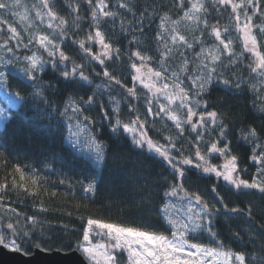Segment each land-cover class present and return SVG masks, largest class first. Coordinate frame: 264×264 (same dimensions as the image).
<instances>
[{
	"label": "trees",
	"instance_id": "obj_1",
	"mask_svg": "<svg viewBox=\"0 0 264 264\" xmlns=\"http://www.w3.org/2000/svg\"><path fill=\"white\" fill-rule=\"evenodd\" d=\"M36 1L22 0V3L33 5ZM95 2L93 0V5ZM121 2L128 3L131 11L120 8ZM202 2L205 10L193 22L183 19V13L190 9V0H183V5L180 0H107V10L113 11L115 18L100 17L99 26L105 34L106 43L112 44L111 60L102 57L105 63L100 65L81 50L78 43L65 39L61 44V49L70 57L65 63L69 68L83 65L82 70L93 82L91 85L78 78L74 82L65 80L60 74L64 65L53 69L51 64H46L44 72L40 74L42 89L39 92H31L28 82L14 87L21 94L22 101L18 107L11 106L10 118L0 127V184L8 186L0 193V197H3L0 199V232L6 241L9 237L15 238L21 245V252L27 255L37 247L47 251H71L83 243L88 218L170 236L171 229L167 219L161 215V209L165 204H181L182 200L178 197L165 198L163 192L169 190L166 185L182 183L190 193L201 195L210 207L219 209L213 218V231L217 236L212 238L207 232L198 233L195 238H190V243L258 257V264L264 261V192L257 188L235 190L220 177L190 166H183L184 178L174 180V173L162 158L146 148H137L131 135L122 129L114 133L109 122H114L113 110L117 107L122 123H128L138 115L146 121L145 128L154 141L166 144L165 137L171 136L178 147L183 145L181 150L184 155L191 156L195 162L196 133H191L190 127L185 126L184 139H181L172 121L155 117L158 98L152 99L154 113L150 116L147 113V100L151 93L142 85L136 84V97L128 94L127 88L133 86L132 76L135 75L131 64H139L137 58L129 57L132 52L140 50L142 54L153 57L145 63L154 70H160L158 61L165 48L163 42L157 44L156 37L158 32H164L168 48L171 49L164 67L168 73L175 71L184 84H189L185 77L195 76L199 65H202L203 54L219 47L221 59L216 62L219 75L199 97L192 92L190 96L193 100L200 99L202 103H207L206 109L198 111L217 113V122L224 126L231 149L228 155L237 156L239 178L249 183L260 180L264 184V168L251 159L253 154L259 155L264 149V76L251 70L255 63L243 47L230 6H220L218 3L214 6L211 0ZM234 2L239 3L240 0ZM260 3L264 6V0H260ZM51 7L58 13L55 24L59 18L68 21L64 27L72 41L84 40L85 47H90L93 55L100 54V46L87 40L90 33L94 35L96 21L91 15L93 7H89L86 0H52ZM251 11L249 9V14ZM162 19L165 20L164 29L159 27ZM177 20L180 23L174 26L173 21ZM1 23L0 41L3 35L8 36V24ZM253 23H260L258 17H254ZM174 27L193 45L191 49L172 44L170 36ZM44 28L51 30L47 24ZM213 28L221 30L222 38L231 40L233 56L229 57L216 41ZM53 33L59 43L58 32ZM255 34L259 50L264 52V33L256 28ZM35 36L39 34L35 32ZM201 48L206 51L201 52ZM44 59L47 61L51 58L46 55ZM185 60L188 61L187 72L184 71ZM104 69L121 83L116 84L114 80L104 77ZM224 79L229 80L228 86L222 83ZM237 83L240 84L239 88L236 87ZM157 84L159 86V81ZM97 85H101L99 90ZM41 92L42 95L39 94ZM93 93V99L99 97V102L83 112L93 121V126L90 127L82 117L79 119L89 133L103 143V163H98L91 153L85 154L70 144L67 133L76 120L69 119L72 116L70 108L66 115L61 114L72 102L79 104L80 97L87 99ZM159 102L166 103L162 98H159ZM105 111L109 113L107 118ZM178 114L183 116L182 112ZM154 119L156 123L152 127ZM219 130V127L213 130L210 126L208 131L203 132L204 140L200 141L202 155L207 154L212 142L219 140L218 147L224 146V140L218 136ZM253 130L255 136L252 135ZM222 158L208 156L209 162L216 166ZM17 165L29 174L35 169L39 174L37 184L33 185L27 177L20 181L19 173L15 171ZM13 178L17 182L16 187H13ZM89 183L95 185L94 192L84 190ZM212 187L224 198L223 203L211 192ZM223 204L239 211L226 212ZM32 218H35V223ZM8 223H13L16 228L15 237L7 229ZM116 260L121 263L127 258L121 252L116 254ZM247 264L255 263L247 261Z\"/></svg>",
	"mask_w": 264,
	"mask_h": 264
},
{
	"label": "snow or ice",
	"instance_id": "obj_2",
	"mask_svg": "<svg viewBox=\"0 0 264 264\" xmlns=\"http://www.w3.org/2000/svg\"><path fill=\"white\" fill-rule=\"evenodd\" d=\"M180 2L181 5H183V0H180ZM211 2L214 6L217 3L220 6H230L231 11L234 14L237 31L240 33L243 41V47L254 57L255 67L251 70L253 72H259L260 76H264V52L259 50L257 35L255 34L256 28H259V31L264 33V6L261 5L260 0H240L239 3L234 2V0H211ZM86 3L89 7H93L91 15L96 21L94 35L90 33L87 36V40L100 46V54L93 55L91 48L85 47L84 40L72 41L71 37L67 36L64 27L68 24L67 20L59 18L58 23L55 25L53 24V21H56L58 18V13L49 6V0H42V7L46 9L44 15H46L48 19L47 27L58 32L59 43L55 38L50 37L49 35H39L32 36L29 39V42L25 44L23 43L24 38L17 29L11 24L7 26V31L10 33L9 40L15 42V48L18 49L22 47L28 49L32 44V41H35L36 44L47 52L48 57L51 58L50 60L45 61L41 56L36 55L35 53L25 56L24 59H26L30 65L26 70L29 80L36 81L38 79L37 74L44 72L46 64H51L53 69H59L60 65H64L63 70H60V74L65 80L74 82L78 78L86 84L91 85L93 83L89 76L82 70L84 67L83 65H76L69 68L65 63L70 59V57L65 54V51L61 49V44L64 43L65 39H68L70 43H78L79 48L85 53H88L91 56V59L97 61L100 65H104L105 63V60L102 57H107L109 60L112 59V44L106 43L105 34L99 26V20L100 17L114 19L115 13L107 10V0H96L95 5H93V0H86ZM119 7L131 11L128 3L121 2L119 3ZM9 8L10 5L7 3V0H0V10L7 11ZM249 9L252 10L251 14H249ZM202 10H205V5L202 0H190V9L183 13V19L195 22L198 20L199 14ZM36 15L43 20L44 17L41 16L40 12H37ZM254 17H258L260 23L254 24ZM4 23H6V21ZM164 23L165 20L162 19L159 25L161 29H164ZM179 23V20L173 21L174 26ZM205 24H207V21H205ZM142 30L143 24H141V31ZM212 34L227 55L229 57L233 56L231 40L222 38L221 30L219 28H213ZM132 39L135 40V37ZM156 39L157 44L159 45L163 42L165 48L164 53L161 54V58L158 61L160 70H154L152 67L146 65L145 62L151 60L153 58L152 56L142 54L140 50L132 52L129 59L137 58L139 64L136 62L131 64V68L135 71V75L132 76L133 86L127 88V92L131 97H136L137 83L148 89L151 93V97L147 100V113L150 116L153 115L154 110L152 99L158 98L154 116L160 117L161 119L167 118L172 121L175 128L178 130L181 139H184L183 134L185 126H189L191 133H196V148L194 152L196 160L194 162V159L191 156H185L184 151L181 150L183 145L178 147L177 142L173 140L171 136L165 137L167 141L166 144H160L154 141L148 135V129L145 128L146 121L141 120L140 116L137 115L135 119H132L128 123H122L119 118L118 107L113 110L115 115L114 122L111 120L109 121L112 124L111 130L114 133H118L122 129L123 132L131 135L132 141L137 148H146L150 153L162 158L174 173V180L185 177V169L183 166H194L197 169H202L206 174H214L217 177H222L224 181L233 185L236 189L257 188L261 192H264V184L255 180L249 183L248 180L239 179V174L237 173V156L228 155L231 149L229 147V142L227 141L224 126L217 122V113L215 111H198V109H206L207 103H202L200 99L193 100L190 96V92H192L193 95L199 97L207 90L208 86L213 84L216 76L219 75L216 62L221 59L218 54L220 48L218 47L215 50L217 54H213L209 51L208 55L211 57V65H199L201 71L196 74L194 78L192 76H186L185 79H188L190 83L184 84V81L178 77L175 71L168 73L167 69L164 67L165 58L171 51V49L168 48L164 32H158ZM170 40L173 45L179 44L186 49H191L193 47V45L186 40L184 35H180L175 31V27L173 28ZM4 48L8 53L14 54V48L8 47L7 42L4 44ZM116 51L118 52V49ZM204 51L206 50L201 48V52ZM197 55H200V53H197ZM12 63L13 61L9 59L7 63H4L3 66L0 67V83L7 85V73L5 69L12 65ZM187 65L188 61L185 60V72H187ZM97 75H99V73H97ZM103 76L108 77L110 80H114L116 84L121 83V81L114 76H110L107 69L103 70ZM169 80L171 83H169ZM157 81H159V86ZM222 83L228 86L230 82L229 80L224 79ZM96 87L97 90H99L101 85H97ZM105 87H110V85H106ZM236 87L239 88L240 84L237 83ZM39 94L42 95L43 93L41 92ZM16 95L22 99V97L19 96V93ZM94 96L95 93L89 95L87 99L80 97L79 104L72 102L68 107H65L64 113L61 114L66 115L70 108L72 116H70L69 119H75L76 125L79 127L81 122L79 117H82L84 121L90 120L88 116L83 115L85 109L82 105L90 107L93 103L99 102V97L94 100ZM159 98H162L166 103L159 102ZM181 112L183 113V116L178 114ZM0 114H4L3 110H0ZM104 116L107 118L109 113L105 111ZM155 123L156 121L154 119L152 127H155ZM210 126L213 130H215L216 127H219L220 130L218 136L224 140V146L218 147V144L220 143L219 140L212 142L207 150V154L202 155L200 141L204 140L203 132L208 131ZM255 134V130H253L252 135L255 136ZM90 147L94 149L96 161L98 163H103L105 159V148L103 143L99 142L94 135L91 136ZM173 151H175V155H173ZM213 154L225 158L226 162L223 165V170H220L216 165L209 162L208 156ZM251 159L254 163L260 165L261 168H264V149H261L259 155L253 154ZM200 161L203 163H200ZM15 171L19 173L20 181H24L27 177L33 185L37 184L39 174L35 169H32L31 174H29L26 173L20 165H17ZM234 173H237L235 178L233 176ZM12 184L13 187L17 186L15 178H13ZM7 187V184H0V193H3ZM166 187L169 190L163 192V197H178L182 201H187V211L184 213L182 219L169 217V204H165L161 209V215L167 218V223L171 229V235L169 236L154 231L140 230L136 227L105 222L100 219L88 218L87 226L82 237L84 243L80 245V250L91 264H117L116 256H114L111 251H99L98 248L100 246L91 243L90 237L93 234L99 233H105L110 240L113 241L111 249L126 253L128 264H233V255L236 264H246V257L243 253L233 254L231 251L225 252L222 249L215 247H205L197 243H190V238H195L198 233L207 232L212 238L217 236V233L213 231V218L219 212V209L210 207L201 195L190 193L184 188L182 183L170 184L166 185ZM84 190L87 192H94L95 185L89 183ZM211 192L215 194L218 201L223 203L224 198L216 191L215 187L211 188ZM53 195H55V193H53ZM0 199H3V197H0ZM172 207H174V205H172ZM223 208L229 213H237L239 211L237 208L229 209L227 204H223ZM12 211L15 212V209H12ZM32 219L33 223H35V218ZM6 227L8 230H11L14 237L17 235L13 223H8ZM24 235L26 236L27 233ZM0 246L8 248L10 251H23L21 245L17 243L15 238L6 241L3 234H0ZM262 264H264V261H262Z\"/></svg>",
	"mask_w": 264,
	"mask_h": 264
},
{
	"label": "rangeland",
	"instance_id": "obj_3",
	"mask_svg": "<svg viewBox=\"0 0 264 264\" xmlns=\"http://www.w3.org/2000/svg\"><path fill=\"white\" fill-rule=\"evenodd\" d=\"M51 2L52 0H49L50 7H51ZM7 3L10 5V8L7 11L0 10V22H2L1 25L11 24L13 27H15L17 31L21 34V36L24 38L23 43L27 44L29 42V39L32 36H35V32L39 35H49L50 37L55 38L56 34L53 33L54 30L51 29L50 31H47L44 28V25L48 24V19H47V16L44 15L46 12V9L42 7V0L36 1L35 3H33V5L23 4L22 0H7ZM37 12L41 13V16L44 17L43 20L37 17L36 15ZM5 21L6 23H4ZM53 24L55 25V21H53ZM9 35L10 33H8V36H5V37L3 35L2 41H0V67H2L4 63H7L9 59L13 61L12 65H10L7 69H5L7 73V85L4 83H0V110H3V113H4V114H0V127H2L5 121H7L10 118L9 115H11L12 113L11 106L18 107L19 106L18 104H20L22 101V99L16 95L17 93H19V91L14 90L15 86L20 85L23 82L24 84L25 83L27 84L28 82L31 92L33 90L35 92H39L40 89H42L40 88V82H39L41 73L37 74L38 79L36 81H32L28 79L26 70L30 67V65H29V62L26 59H24V57L35 53L36 55H39L44 59V56L47 55V52L43 48H41L38 44H36L35 41L25 51L22 50L24 49L22 47L18 49L15 48V42L13 41V44H11L12 41L9 42ZM6 42H7L8 47L14 48V54L8 53L6 51V49L4 48V44ZM37 45H38V48H37ZM215 50H213L212 52L213 54H217ZM203 55H204V59H201L202 61L200 62V64L211 65L212 63L211 57L208 54H203ZM251 57L253 59V62L255 63L254 57L252 55ZM146 65L149 66L148 64ZM200 71L201 69L199 68L198 72H196L195 75L198 74ZM19 96L21 97L20 93H19ZM67 134H69L70 144H72L75 148H77L79 151L85 154L91 153L92 155L95 156L94 149L90 147V140H91L92 134L89 133V130L87 129L85 125H83V123H80L79 127H77L76 121H75L70 127L69 132ZM225 162H226L225 158H222L221 163L217 167L220 170H223V165ZM200 163H203V162L200 161ZM190 167L194 168V166H190ZM210 175H214V174H210ZM233 176L235 178L237 176V173H234ZM220 179L223 180L222 177H220ZM224 182L227 183L228 186L232 187L235 190H249V189H244V188L236 189L233 185L229 184L228 182L226 181ZM257 182H261V181L258 180ZM169 205H170L168 208L169 217L182 219L184 213L187 211V201H181V204L170 203ZM172 205H174V207H172ZM0 234L2 233L0 232ZM11 239H12L11 237L7 238V240H11ZM90 239L93 245L100 246L98 248L99 251L108 250V251H111V253L114 256H116L117 253L122 252L119 250L111 249V244L113 243V241H111L110 238L105 233L93 234L90 237ZM80 245L76 249L84 256V258L88 261V263L91 264V262L85 257V255L80 250ZM205 247H210V246H205ZM223 251L228 252V250H223ZM122 253L126 255L125 252H122ZM232 253L236 254L235 252H232ZM245 257H246V264H247V261H253V263L258 264V260H259L258 257H255V258L251 256L247 257L246 255ZM126 258H127V255H126ZM117 264H128V262L126 260L121 263L117 262ZM233 264H236L234 255H233Z\"/></svg>",
	"mask_w": 264,
	"mask_h": 264
},
{
	"label": "water",
	"instance_id": "obj_4",
	"mask_svg": "<svg viewBox=\"0 0 264 264\" xmlns=\"http://www.w3.org/2000/svg\"><path fill=\"white\" fill-rule=\"evenodd\" d=\"M80 102V101H79ZM85 109L89 106L84 105ZM89 126H93V121H87ZM236 239L240 237L236 235ZM0 264H90L84 256L77 250L71 251L61 250H43L35 248L33 253L27 255L21 251H10L8 248L0 246Z\"/></svg>",
	"mask_w": 264,
	"mask_h": 264
}]
</instances>
